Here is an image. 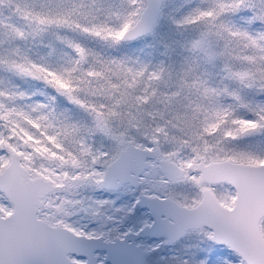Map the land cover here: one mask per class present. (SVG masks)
Wrapping results in <instances>:
<instances>
[{
	"label": "snow or ice",
	"instance_id": "1",
	"mask_svg": "<svg viewBox=\"0 0 264 264\" xmlns=\"http://www.w3.org/2000/svg\"><path fill=\"white\" fill-rule=\"evenodd\" d=\"M0 264H264V0H0Z\"/></svg>",
	"mask_w": 264,
	"mask_h": 264
}]
</instances>
